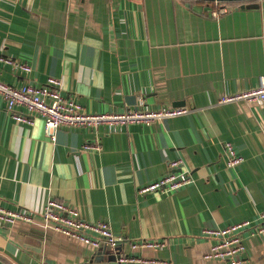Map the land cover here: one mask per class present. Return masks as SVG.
I'll list each match as a JSON object with an SVG mask.
<instances>
[{
    "label": "crops",
    "instance_id": "1",
    "mask_svg": "<svg viewBox=\"0 0 264 264\" xmlns=\"http://www.w3.org/2000/svg\"><path fill=\"white\" fill-rule=\"evenodd\" d=\"M242 5L216 16L205 0H0V56L31 66L0 59V80L39 86L58 77L62 94L88 112L192 109L151 124L64 125L52 139L42 116L16 121L0 94V205L39 214L57 198L85 220L108 221L119 238L94 248L52 227L0 220V264L89 263L99 249L106 258L92 264L120 254L229 264L204 257V230L261 223L264 212V105L218 104L264 74V0ZM228 142L243 156L238 165L226 163ZM177 158L188 184L139 194ZM243 238L245 264H264V234ZM143 239L166 245L132 246Z\"/></svg>",
    "mask_w": 264,
    "mask_h": 264
},
{
    "label": "built area",
    "instance_id": "2",
    "mask_svg": "<svg viewBox=\"0 0 264 264\" xmlns=\"http://www.w3.org/2000/svg\"><path fill=\"white\" fill-rule=\"evenodd\" d=\"M213 9L214 15L229 11L230 4L216 2ZM0 59L15 64L18 67L30 71L31 66L11 58L0 56ZM0 94L6 99L8 108L18 122L33 124L36 115L42 116L45 120V128L55 139V131L61 126H95L102 125L118 126L130 123L142 122L151 124L154 121L160 122L165 118L188 114L191 108L185 106H161L158 108H127L123 111L88 112L83 105L73 98L65 97L61 92V79L50 76L42 85L23 83L14 85L0 80ZM254 102L264 105V74L258 77V84L250 88L226 92L218 104L231 102ZM23 107L26 112L19 108ZM86 148L98 147L95 143L85 145ZM227 153L226 163L230 166L238 165L243 161L234 145L230 142L225 144ZM184 165L182 158L173 160L170 164L172 169L162 177L138 186L139 194L159 193L171 194L180 190L188 184L192 178L189 170H177ZM1 188V187H0ZM263 221L254 224L250 220H242L231 223L227 226L208 228L204 235L210 242L209 250L205 253L206 259L222 260L229 264H245L247 262V246L243 233L249 231L253 236L264 234V212ZM0 220L14 223L22 220L28 223L52 227L55 231L64 234L94 248L103 244L116 247L119 238L115 235L111 224L108 221L90 222L80 217L79 211L62 200L49 197L44 209L39 214L16 210L0 205ZM166 245V241L158 239H143L132 244L134 248L139 247H160ZM168 264L161 259H150L133 254H120L115 264Z\"/></svg>",
    "mask_w": 264,
    "mask_h": 264
},
{
    "label": "water",
    "instance_id": "3",
    "mask_svg": "<svg viewBox=\"0 0 264 264\" xmlns=\"http://www.w3.org/2000/svg\"><path fill=\"white\" fill-rule=\"evenodd\" d=\"M205 1H214V2H232V1H238V2H242V6L245 7L247 6V2L248 1H256V0H205ZM256 5V3H252V4H248V6H254ZM103 248V247H102ZM106 253L103 251V249H99L95 256L92 258L91 262L89 263H82V264H92V263H98L100 261H103L106 256L104 257ZM116 259L115 256H113V258H109V262L110 264H114V262H116ZM108 260V258L106 259Z\"/></svg>",
    "mask_w": 264,
    "mask_h": 264
},
{
    "label": "trees",
    "instance_id": "4",
    "mask_svg": "<svg viewBox=\"0 0 264 264\" xmlns=\"http://www.w3.org/2000/svg\"><path fill=\"white\" fill-rule=\"evenodd\" d=\"M209 2H214V1H209ZM222 3H227V4H234V3H241V2H238V1H232V2H222Z\"/></svg>",
    "mask_w": 264,
    "mask_h": 264
}]
</instances>
